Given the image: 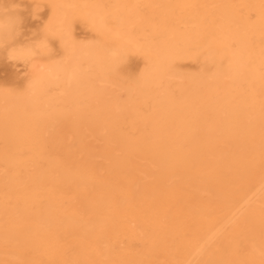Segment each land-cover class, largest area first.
Masks as SVG:
<instances>
[{"label":"bare ground","instance_id":"bare-ground-1","mask_svg":"<svg viewBox=\"0 0 264 264\" xmlns=\"http://www.w3.org/2000/svg\"><path fill=\"white\" fill-rule=\"evenodd\" d=\"M0 74V264H264V0H0Z\"/></svg>","mask_w":264,"mask_h":264},{"label":"rangeland","instance_id":"rangeland-1","mask_svg":"<svg viewBox=\"0 0 264 264\" xmlns=\"http://www.w3.org/2000/svg\"><path fill=\"white\" fill-rule=\"evenodd\" d=\"M22 6H24L25 7V4L24 5H22ZM23 7V8H24ZM22 7H21V9H23ZM23 12L25 11L26 12V8H24L23 10H22ZM28 17H29V15H27ZM30 29H32V27H30ZM0 76H2L3 77V74H0Z\"/></svg>","mask_w":264,"mask_h":264}]
</instances>
